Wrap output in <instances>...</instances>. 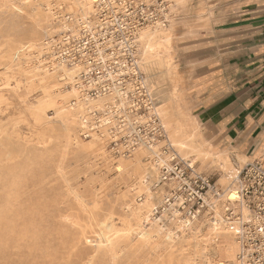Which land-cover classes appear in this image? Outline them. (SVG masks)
<instances>
[{
  "label": "rangeland",
  "instance_id": "1",
  "mask_svg": "<svg viewBox=\"0 0 264 264\" xmlns=\"http://www.w3.org/2000/svg\"><path fill=\"white\" fill-rule=\"evenodd\" d=\"M165 1L162 21L143 26L127 40L112 36L102 41L97 2L0 0V132L2 142L10 140L15 147L0 163V264H206L203 247L221 238L204 233L196 245V235L215 214L189 218L167 204L169 186L161 183L166 161L162 153L171 154L166 142L225 190L234 187L238 171L254 157L239 152L197 115L194 81L199 61L183 42L187 34L212 26L220 0ZM91 5L93 23L88 27L82 23V8ZM143 29H148L146 41L160 43L166 53L161 66L142 65L147 60L136 50L143 51L138 40ZM125 42L133 45L132 54H125ZM66 51L72 54L64 55ZM128 56L156 98L150 111L162 129L157 132L151 120L142 129L157 141L138 130V123L150 115L134 113L127 90L115 81L120 62ZM60 59L79 64L71 78L58 64ZM44 81L59 95L58 104L34 116L26 110V101L39 94ZM76 82L93 86L73 94L70 86ZM87 95L93 101L82 110L78 102ZM214 140L223 150L213 147ZM129 142L136 146L131 152L125 147ZM238 246L228 260L213 255L216 251L209 246L211 256H217L212 264H245L238 259Z\"/></svg>",
  "mask_w": 264,
  "mask_h": 264
},
{
  "label": "built area",
  "instance_id": "2",
  "mask_svg": "<svg viewBox=\"0 0 264 264\" xmlns=\"http://www.w3.org/2000/svg\"><path fill=\"white\" fill-rule=\"evenodd\" d=\"M157 1L156 5H150L143 0H102L99 13L102 41H107L112 36L127 40L133 38L143 26L162 21L168 3L165 0ZM63 54L72 53L66 51ZM92 55L95 56L94 53ZM90 60L94 61V58ZM120 63L122 67L119 65L115 81L127 90L129 98L133 101L134 113L150 115L148 121H140L137 128L150 140L157 141V136H150L142 129L149 120L157 132L162 129L157 116L150 111L156 103V98L151 94L145 76L132 56L126 57L124 62ZM113 68L116 69L114 65ZM104 84L108 87L109 80ZM128 84L132 86L128 88ZM142 110L146 113H141ZM166 146L171 154L166 156L162 153L166 161L161 167V183L166 182L169 186L167 204H172L189 218L204 214L213 216L216 209L223 208L230 229L234 231L241 246L238 259L245 264H264V161L254 158L247 162L233 180L234 187L225 190L209 176L197 172L168 142ZM125 147L131 152L136 146L129 142ZM229 192H234L235 197L231 198Z\"/></svg>",
  "mask_w": 264,
  "mask_h": 264
},
{
  "label": "crops",
  "instance_id": "3",
  "mask_svg": "<svg viewBox=\"0 0 264 264\" xmlns=\"http://www.w3.org/2000/svg\"><path fill=\"white\" fill-rule=\"evenodd\" d=\"M212 26L189 33L198 58L197 115L248 157L264 161V0H220ZM213 147L223 150L213 141Z\"/></svg>",
  "mask_w": 264,
  "mask_h": 264
},
{
  "label": "bare ground",
  "instance_id": "4",
  "mask_svg": "<svg viewBox=\"0 0 264 264\" xmlns=\"http://www.w3.org/2000/svg\"><path fill=\"white\" fill-rule=\"evenodd\" d=\"M77 1V0H76ZM79 1V3L81 4V3H83V2H85V0H78ZM90 2L91 1H93L94 3L95 2H99V0H89ZM101 2H102V0L100 1V3H98L99 4V6L101 7ZM92 4V3H91ZM93 5V4H92ZM92 5L91 6H88V7H86L85 9L84 8H82V17L81 18H83V21H82V23H87V26L88 27H91V20H89V16H90V14H91V12H92ZM96 11V10H95ZM63 21V20H62ZM98 21V20H97ZM96 21V22H97ZM81 22V21H80ZM93 23V22H92ZM86 26V27H87ZM65 27V26H64ZM147 30L148 29H143L140 33H139V35H138V40H140L141 42L143 41V51H141V50H136L137 52H139L140 53V56H141V58H142V60H144V59H146L147 60V62H143L142 63V65H144V66H150V64H152V65H154V66H161V64H162V61H163V59H164V57L166 56V53L163 51V47H161V45H160V43H157V42H154V43H151V42H149L148 40L146 41V37H147ZM170 39V38H169ZM151 41V40H150ZM167 41V40H166ZM170 41V40H169ZM168 42V41H167ZM59 43V42H58ZM24 44V43H23ZM17 45V44H16ZM31 45V44H30ZM141 45V44H140ZM125 47H127L126 48V50L125 51H127L125 54H132L131 52L132 51H134L132 48H133V45H129V43L128 42H125ZM14 48V47H13ZM14 50V49H13ZM129 51V52H128ZM20 53V52H19ZM168 53V52H167ZM18 55V54H17ZM169 55V54H168ZM137 56H138V53H137ZM16 57V56H15ZM20 58V57H19ZM168 58V57H167ZM15 60V59H14ZM172 61V60H171ZM11 62V61H10ZM14 62V61H13ZM167 62V61H166ZM15 64V63H14ZM58 64L63 68V70L66 72V74H68L69 76H70V78L73 76V74L74 73H76V70H78V68L80 67L79 66V64H77V63H75V64H72V65H69V64H67L64 60H59V62H58ZM37 65H39V64H37ZM55 66V65H54ZM57 66V65H56ZM79 66V67H78ZM10 67V66H9ZM8 67V68H9ZM12 67V66H11ZM15 67V66H14ZM59 67V66H58ZM32 68V67H31ZM29 70V69H28ZM31 70V69H30ZM29 70V71H30ZM80 70V69H79ZM36 71V70H35ZM83 71H85V72H88L87 70H85V69H83ZM65 72H63V73H65ZM54 73V72H53ZM79 73H80V71H79ZM30 74V73H29ZM28 75V74H27ZM43 76V75H42ZM49 76V75H48ZM60 76V75H59ZM33 77V76H32ZM31 77V78H32ZM63 77H65V76H63ZM43 78H44V76H43ZM91 78V77H90ZM45 79V78H44ZM54 79V78H53ZM63 79H65V78H63ZM79 80H80V78H78ZM93 78H91V80H92ZM30 80V79H29ZM39 80V79H38ZM91 80H89V81H91ZM52 81V80H51ZM69 81V80H68ZM74 81V80H73ZM88 81V82H89ZM31 82V81H30ZM29 82V83H30ZM28 83V84H29ZM41 83V82H40ZM50 83V82H49ZM69 83V82H68ZM71 83V82H70ZM69 83V84H70ZM95 83V80H94V82H93V84ZM26 84V83H25ZM42 84V83H41ZM93 84H90V83H87V85H82V84H77V82L75 83V84H73V85H71L70 87L72 88L71 89V91H69V92H72L73 91V94L75 93V91L74 90H81V91H85V89H87L88 87H89V89H91L90 87H92L93 86ZM6 85V84H5ZM23 85V84H22ZM24 86H26V85H24ZM41 87H40V91H39V94L37 95V96H35L33 99H31V100H25L26 101V110H29V112L30 113H33V114H35L34 116H36V114L38 115V114H40L41 112H43L46 108H48V107H56L57 106V97H59V95H54L53 94V90H51V88H50V86H49V84L47 85V83H45V81H44V83L42 84V85H40ZM54 86V85H53ZM7 87V86H6ZM5 86H3V88H6ZM26 88H27V86H26ZM8 89V88H7ZM3 90V89H2ZM9 90V89H8ZM27 90V89H26ZM56 90V89H55ZM18 91V90H17ZM68 92V93H69ZM78 93V92H77ZM80 93V92H79ZM11 94V93H10ZM84 94V93H83ZM124 95L125 93H124V91L122 92V93H119V95ZM80 95V94H79ZM85 95V94H84ZM15 98V97H14ZM63 98H65V97H63ZM101 98H105L104 96H102ZM122 99V98H121ZM123 100V99H122ZM93 101V99L90 97V96H85L82 100H80V102H78V105H80V104H82V106H81V109L82 110H84L85 109V105L87 104V103H91ZM60 103V102H59ZM97 103V102H96ZM100 103V102H99ZM84 104V105H83ZM92 105H94V104H92ZM88 107V106H87ZM90 107V106H89ZM95 107V106H94ZM63 108V107H62ZM61 108V109H62ZM162 108V107H161ZM166 108V107H165ZM170 108V107H169ZM72 109V108H71ZM157 109V108H156ZM56 110V109H55ZM162 110V109H161ZM165 110V109H164ZM57 111V110H56ZM66 111V110H65ZM166 112L165 113H167V108H166V110H165ZM19 113V112H18ZM44 113V112H43ZM68 113V112H67ZM32 114V115H33ZM70 114V113H69ZM160 114V113H159ZM26 115V114H25ZM33 116V117H34ZM57 116H59V114L58 115H56V117ZM83 116V115H82ZM81 116V117H82ZM170 116V115H169ZM36 118V117H35ZM163 118V117H162ZM1 119V118H0ZM71 119V118H70ZM84 119H86V115L85 116H83L82 117V121H83V124H85V122H84ZM49 120H50V118H49ZM60 120V119H59ZM110 120V119H109ZM54 121V120H53ZM186 121V120H185ZM107 122V121H106ZM179 122V121H178ZM60 123V122H59ZM68 124V123H67ZM194 124H195V122H194ZM183 125V124H182ZM4 126V125H3ZM65 128H66V126H65ZM16 129V128H15ZM67 129V128H66ZM1 130V129H0ZM4 131H5V129H3ZM69 130V129H68ZM67 130V131H68ZM181 130V129H180ZM7 131V130H6ZM8 132V131H7ZM12 132V131H11ZM15 132V131H14ZM178 132V131H177ZM181 132V131H180ZM2 133L3 132H0V142L3 144V146H5V147H3V150H0V163H2V161H3V157H6V158H10V156L13 154V152H14V150H15V147H14V145L10 142V140L9 141H7V139H6V142H2ZM70 133V132H69ZM11 134V133H10ZM175 134V133H174ZM174 134H172V135H174ZM188 134V133H187ZM181 135V134H180ZM17 136V135H16ZM19 136V135H18ZM179 136V135H178ZM181 136H183V135H181ZM171 137V136H170ZM175 137V136H174ZM177 137V136H176ZM5 138V137H4ZM9 138V137H8ZM188 138H189V136H188ZM174 139V138H173ZM178 139V138H177ZM180 139V138H179ZM186 139V138H185ZM190 139V138H189ZM195 139V138H194ZM4 140V139H3ZM16 141V140H15ZM18 141V140H17ZM22 141V140H21ZM172 141V140H171ZM174 141V140H173ZM179 141V140H178ZM194 141V140H193ZM181 142H182V140H181ZM177 143H179V142H177ZM185 143V142H184ZM184 143H182V144H184ZM206 143V142H205ZM177 145V144H176ZM1 146V145H0ZM183 146H185V145H183ZM22 148V147H21ZM25 148V147H24ZM16 153H18V151L16 152ZM15 153V154H16ZM19 154V153H18ZM17 154V155H18ZM22 154V153H21ZM15 156V155H14ZM16 157V156H15ZM235 159V158H234ZM14 160V159H13ZM17 160V159H16ZM16 160H14V161H16ZM6 161V160H5ZM227 161V160H226ZM12 162V161H11ZM5 163V162H4ZM16 164H18L17 162H15ZM160 162H157V164H159ZM222 163V162H221ZM236 163V162H235ZM8 164V163H7ZM225 164V163H224ZM14 165V164H13ZM120 166V165H119ZM0 167H2V166H0ZM5 167V166H4ZM8 167V166H7ZM6 167V168H7ZM155 167V166H154ZM5 168V169H6ZM8 168H10V167H8ZM2 169V168H1ZM154 169V168H153ZM152 169V170H153ZM157 169V168H156ZM14 170V169H13ZM20 170V169H19ZM155 170V169H154ZM9 171H11V169L9 170ZM21 172V171H20ZM150 172H152V171H150ZM156 172V171H155ZM239 172V171H238ZM3 173H4V171H3ZM15 174V173H14ZM13 174V175H14ZM150 174V173H149ZM6 175V174H5ZM17 175V174H16ZM156 175V174H155ZM7 176V175H6ZM12 176V175H11ZM3 177V176H2ZM1 177V178H2ZM15 177V176H14ZM13 177V178H14ZM18 177H21V176H18ZM17 177V178H18ZM156 177V176H155ZM154 177V178H155ZM22 178V177H21ZM4 179V178H3ZM9 179V178H8ZM15 179V178H14ZM12 180V179H11ZM16 180V179H15ZM19 180V179H18ZM14 181V180H13ZM16 182V181H15ZM19 182V181H18ZM9 183H10V180H9ZM232 183V182H231ZM5 184V183H4ZM16 184V183H15ZM18 184H20L21 185V183H18ZM1 185V184H0ZM12 185V184H11ZM10 185V186H11ZM9 186V185H8ZM18 186V185H17ZM16 186V187H17ZM15 187V186H14ZM11 188V187H10ZM13 188V187H12ZM13 189H16V188H13ZM148 191V190H147ZM150 191V190H149ZM10 192V191H9ZM151 192V191H150ZM13 193V192H12ZM155 193V192H154ZM230 193V192H229ZM228 193V194H229ZM148 194H149V192H148ZM151 194V193H150ZM8 195H11V194H8ZM10 197V196H9ZM13 197V196H12ZM230 197L231 198H234L235 197V193L234 192H232V193H230ZM167 198V197H166ZM154 198H152L151 200H153ZM5 200V199H4ZM147 200V199H146ZM163 200H165V199H163ZM2 201V200H1ZM7 201V200H6ZM5 201V202H6ZM10 202V201H9ZM151 203V202H150ZM163 203V202H162ZM6 205V204H5ZM7 206V205H6ZM140 206V205H139ZM144 206V205H143ZM142 206V207H143ZM151 207V206H150ZM152 207H153V205H152ZM6 208V207H5ZM128 209V208H127ZM136 209V208H135ZM143 209V208H142ZM146 210V209H145ZM2 211V210H1ZM0 211V212H1ZM143 211V210H142ZM10 212V211H9ZM9 212H7L6 211V214L7 213H9ZM149 212V211H148ZM152 212H153V210H152ZM140 213V212H139ZM176 213V212H175ZM136 214V213H135ZM141 214H143V213H141ZM146 214V213H145ZM215 216L214 217H211L212 219H213V221L210 223V224H208L207 223V225L205 224V225H202V228H201V230H199L196 234V241H195V243H196V245H200V243H201V240H202V235L204 234V233H206V234H208V233H210V234H214L215 236H220V240L219 241H214L213 243H212V241H209L208 243H206L205 244V246L203 247V249H204V253H203V258H204V261H205V263L206 264H212L213 262H214V260L217 258V256L216 257H212L211 256V253L209 252V246H212L213 247V249H215V254H213V255H218V257H220V258H223V259H231L232 258V256H234V254L236 253V251H238V248H239V246H238V240L236 239V236H235V233H234V231H232L231 229H230V226H229V221L227 220V218L225 217V215H224V209L223 208H218L217 209V211H215ZM177 215V214H176ZM1 216V215H0ZM5 216V215H4ZM139 216V215H138ZM137 216V217H138ZM146 216V215H145ZM145 216H144V218H145ZM148 217V216H147ZM152 217V216H151ZM2 219V218H1ZM8 220V219H7ZM140 220V219H139ZM184 221V220H183ZM6 222V221H5ZM145 222V221H144ZM189 223V222H188ZM187 223V224H188ZM105 224H106V222H105ZM104 224V225H105ZM131 224V223H130ZM193 224V223H192ZM1 225V224H0ZM2 226V225H1ZM104 227V226H103ZM105 227H109V225L107 224ZM188 227V226H187ZM3 228V227H2ZM1 228V229H2ZM6 228V227H5ZM110 228V227H109ZM159 228V227H158ZM194 228H195V226H194ZM108 229V228H107ZM106 229V230H107ZM151 229V228H150ZM192 230V229H191ZM4 231V230H3ZM8 231V230H7ZM10 232V231H9ZM138 233H139V231H137ZM154 232V231H153ZM0 234H1V232H0ZM4 234V233H3ZM2 234V235H3ZM140 234V233H139ZM129 235V234H128ZM157 235V234H156ZM140 236H142V235H140ZM206 236V235H205ZM232 236H234L235 237V239L232 237ZM3 237V236H2ZM150 237V236H149ZM202 237V238H201ZM233 239H232V238ZM5 238V237H4ZM218 238V237H217ZM141 239H142V237H141ZM143 239H145V238H143ZM149 239V238H148ZM156 239V238H155ZM204 239H207V238H204ZM209 239V238H208ZM207 239V240H208ZM108 240V239H107ZM147 240V239H146ZM195 240V239H194ZM211 240V239H210ZM123 241V240H122ZM145 241V240H144ZM5 242V241H4ZM109 242V241H108ZM173 242V241H172ZM203 242V241H202ZM213 244H214V246H213ZM8 245V244H7ZM111 249V248H110ZM188 249V248H187ZM175 250V249H174ZM185 250V249H184ZM202 250V249H201ZM199 251H200V249H199ZM214 253V252H213ZM94 256V255H93ZM200 257V256H199ZM202 257V256H201ZM229 261H231V260H229ZM234 261V260H233ZM87 263V262H86ZM219 264V263H218ZM221 264H225V263H221Z\"/></svg>",
  "mask_w": 264,
  "mask_h": 264
}]
</instances>
